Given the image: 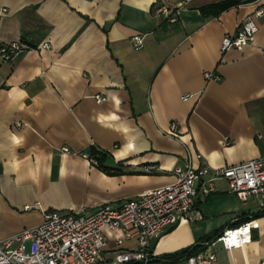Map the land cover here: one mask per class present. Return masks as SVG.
I'll return each instance as SVG.
<instances>
[{"label": "crops", "instance_id": "obj_1", "mask_svg": "<svg viewBox=\"0 0 264 264\" xmlns=\"http://www.w3.org/2000/svg\"><path fill=\"white\" fill-rule=\"evenodd\" d=\"M216 1L0 0V40L25 46L0 57V236L40 223L47 209L119 205L172 181L175 166L199 165L198 153L215 167L264 155V15L252 43L220 50L264 0L201 12ZM160 5L176 19L157 13ZM173 120L177 135L167 132ZM90 146L121 171L90 163ZM247 220L255 221L249 241L213 245L222 264L264 259V191L240 199L220 177L152 248L173 252ZM120 233L107 231L104 257Z\"/></svg>", "mask_w": 264, "mask_h": 264}, {"label": "built area", "instance_id": "obj_2", "mask_svg": "<svg viewBox=\"0 0 264 264\" xmlns=\"http://www.w3.org/2000/svg\"><path fill=\"white\" fill-rule=\"evenodd\" d=\"M156 12L170 21L176 19L171 15V6L160 5ZM263 15L264 8L255 7L237 23L234 32L222 36L220 50L241 49L252 43L258 31L257 18ZM131 41L139 48L143 37L136 34ZM24 48L18 39L0 40V57L11 60ZM205 75L209 78L213 73L207 71ZM94 98L102 101L106 96L96 93ZM167 132L179 134L176 120L170 122ZM62 149L68 151L67 147ZM83 155L90 163H97L87 151ZM197 156L199 165H177L173 168L172 181L142 191L119 205L105 201L90 212L45 210L40 223L0 236V264H222L213 245L219 241L227 250L240 247L250 240L254 220L225 227L213 239L202 241V248L187 251L176 259L160 258L154 253L152 243L169 226L190 217L199 194L209 193L217 178L225 179L228 190L240 199L263 192L264 155L219 167L211 166L200 153ZM116 230L121 231L114 235L117 247L109 257H104L107 231ZM132 237L136 241L134 246L121 247L125 239ZM254 264H264V259Z\"/></svg>", "mask_w": 264, "mask_h": 264}, {"label": "trees", "instance_id": "obj_3", "mask_svg": "<svg viewBox=\"0 0 264 264\" xmlns=\"http://www.w3.org/2000/svg\"><path fill=\"white\" fill-rule=\"evenodd\" d=\"M244 1H246V0H219L216 2L207 3L203 6H201L200 10L203 14H206V15H217L221 11H223V10H225L231 6H235V5H237L241 2H244ZM88 153L91 154L97 160L96 166L99 167L101 170L105 171L106 173L112 174V173H116V172L121 171V169L118 167L108 166V165H105L103 163L104 158H105V152H103L102 150L96 149L94 146H90L88 148ZM240 223H237V224H240ZM237 224H234L232 226H237ZM172 226H174V224L169 226L168 229H170ZM215 236H216V234H215ZM204 238H206V240H209V238H211V237H209L207 235ZM202 247H203V245H201V243L196 242L193 245L181 248V249L173 251V252L163 253L159 256H160V258L168 257L171 259H176V258L180 257L181 255H183L187 251H193L196 249H200Z\"/></svg>", "mask_w": 264, "mask_h": 264}]
</instances>
